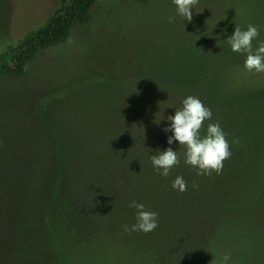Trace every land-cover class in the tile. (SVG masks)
Returning <instances> with one entry per match:
<instances>
[{
    "label": "trees",
    "instance_id": "obj_1",
    "mask_svg": "<svg viewBox=\"0 0 264 264\" xmlns=\"http://www.w3.org/2000/svg\"><path fill=\"white\" fill-rule=\"evenodd\" d=\"M99 2L60 0L44 26L0 53V79L27 77L41 57L92 24ZM9 3L0 0V17ZM228 4L199 0L190 22L175 10L127 76L80 83L63 99L8 115L19 121L0 127V264H65L71 249L119 239L158 251L192 229L238 237L264 260V87L229 88L246 55L227 41L238 26ZM190 95L213 113L201 136L215 122L227 134L232 155L221 174L197 175L183 146L168 144L167 117ZM170 147L181 162L163 177L151 156ZM177 176L186 191L173 189ZM133 200L158 213L156 230L125 231L136 223Z\"/></svg>",
    "mask_w": 264,
    "mask_h": 264
},
{
    "label": "rangeland",
    "instance_id": "obj_2",
    "mask_svg": "<svg viewBox=\"0 0 264 264\" xmlns=\"http://www.w3.org/2000/svg\"><path fill=\"white\" fill-rule=\"evenodd\" d=\"M228 1L227 9L239 27H258L256 48L264 41V0ZM59 6L60 0H10L0 17V53L44 26ZM175 10L173 0H100L92 24L77 28L67 45L41 57L27 77L0 79V127L16 126L19 109L26 112L42 101L65 98L71 86H102L127 76L130 63L151 45ZM259 87H264V73L243 68L229 78L232 91ZM13 111L17 118L8 120ZM129 243L119 239L71 249L65 264H224L227 253L231 254L228 264H264L257 257L261 253L243 248L238 237L227 234L213 239L209 230L192 229L180 240L166 241V248L158 251Z\"/></svg>",
    "mask_w": 264,
    "mask_h": 264
},
{
    "label": "clouds",
    "instance_id": "obj_3",
    "mask_svg": "<svg viewBox=\"0 0 264 264\" xmlns=\"http://www.w3.org/2000/svg\"><path fill=\"white\" fill-rule=\"evenodd\" d=\"M173 3L178 14L190 22L193 18L192 10L198 5L199 0H173ZM168 20L170 23L174 22V17L170 16ZM259 35L258 27L254 25H248L246 30L236 26L234 35L227 40L233 52L246 55L244 67L248 72L264 73V41H260L255 50L253 49V41ZM212 116L210 108L198 97L190 95L183 100V107L176 109L174 116L167 117L171 127L165 128L164 131L174 134L168 138V144L178 141L183 146L184 163L196 169L197 175L211 176L213 172L221 174L224 162L232 155L227 134L219 122L209 123L206 135L201 136L204 122L211 120ZM151 162L159 175L168 177L171 170L181 161L178 151H173L170 147L152 155ZM172 187L174 190L184 192L187 190V182L183 176H177ZM128 207L136 210V223L130 227L125 225V231L148 234L157 229L158 213L146 209L143 203L135 200L131 201ZM230 259V253L222 257L224 264H228Z\"/></svg>",
    "mask_w": 264,
    "mask_h": 264
}]
</instances>
